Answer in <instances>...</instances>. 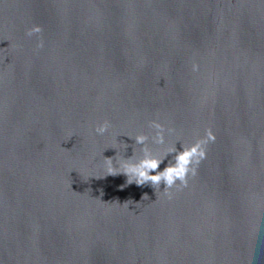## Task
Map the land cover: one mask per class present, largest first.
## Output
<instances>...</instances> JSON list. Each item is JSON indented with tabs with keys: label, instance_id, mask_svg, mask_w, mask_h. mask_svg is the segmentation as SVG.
Segmentation results:
<instances>
[{
	"label": "water",
	"instance_id": "1",
	"mask_svg": "<svg viewBox=\"0 0 264 264\" xmlns=\"http://www.w3.org/2000/svg\"><path fill=\"white\" fill-rule=\"evenodd\" d=\"M0 264H264V0H0Z\"/></svg>",
	"mask_w": 264,
	"mask_h": 264
}]
</instances>
